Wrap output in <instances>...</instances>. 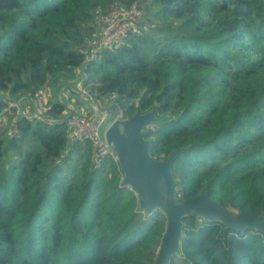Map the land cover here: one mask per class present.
Listing matches in <instances>:
<instances>
[{
	"label": "trees",
	"instance_id": "1",
	"mask_svg": "<svg viewBox=\"0 0 264 264\" xmlns=\"http://www.w3.org/2000/svg\"><path fill=\"white\" fill-rule=\"evenodd\" d=\"M149 2L156 16L148 6L144 15L145 0H0V264L158 257L167 218L139 209L118 163L96 169L91 143H71L63 122L21 117L15 134L5 130L7 99L34 97L80 68L84 88L114 115L157 109L151 156L182 151L172 169L180 198L208 193L225 208L264 215V0ZM136 5L135 30L91 58L96 15ZM66 111L55 102L46 117ZM183 223L181 256L169 264H264L262 232Z\"/></svg>",
	"mask_w": 264,
	"mask_h": 264
},
{
	"label": "water",
	"instance_id": "2",
	"mask_svg": "<svg viewBox=\"0 0 264 264\" xmlns=\"http://www.w3.org/2000/svg\"><path fill=\"white\" fill-rule=\"evenodd\" d=\"M156 108L150 112L137 111L132 117L114 121L106 132L109 143L114 145L124 178L123 187L130 188L138 197L139 209L146 215L161 210L167 218L166 231L155 264H169L174 256H181L186 217L223 224V233L229 229L237 233L256 230L264 234V215L251 211L236 215L216 202L208 193L185 200L178 196V182L172 169L176 157L158 161L151 156L152 141L147 139L148 126L159 123Z\"/></svg>",
	"mask_w": 264,
	"mask_h": 264
},
{
	"label": "built area",
	"instance_id": "3",
	"mask_svg": "<svg viewBox=\"0 0 264 264\" xmlns=\"http://www.w3.org/2000/svg\"><path fill=\"white\" fill-rule=\"evenodd\" d=\"M141 7L133 6L129 9L115 8L107 13H100L97 19L101 24L98 29L97 40L91 42L94 46L90 50L91 58L104 48H112L113 46L123 43L128 36L135 30V22L141 17ZM90 43V45H92ZM84 77L76 82L72 89L79 91L86 99L89 100L93 111L86 115L72 114L70 116H62L60 120L47 119L46 113L50 109L52 99H47L43 92L31 97L32 112L23 111L19 104L18 98L7 99V106L2 110V114L14 116L10 134H15V122L18 118L25 117L30 121H42L49 125L53 123H66L68 129V137L71 143L89 141L92 145L94 155V166L100 168L106 160H112L119 164L117 152L112 143H109L106 138V132L110 125H107V120L111 117L109 107H105L104 102L93 97L83 85ZM69 83V82H68ZM70 84V83H69ZM72 85V84H70ZM23 112V113H22ZM5 119V118H3ZM116 120H125L122 110L115 116Z\"/></svg>",
	"mask_w": 264,
	"mask_h": 264
},
{
	"label": "crops",
	"instance_id": "4",
	"mask_svg": "<svg viewBox=\"0 0 264 264\" xmlns=\"http://www.w3.org/2000/svg\"><path fill=\"white\" fill-rule=\"evenodd\" d=\"M74 77L76 78L75 82H78L79 79L84 77L83 70L79 69L78 71H76ZM57 80L58 81H56L55 83L51 81L49 85L43 90V93L47 92L50 95L49 99H52V102H61L67 107V111L64 113L65 116H70L72 114L86 115L94 110L90 105H85L75 100L73 92L75 90H72L73 85H70L73 83L72 80L68 81L70 84L67 82V80L64 79ZM18 100L23 111L32 112L31 97L29 95L19 96ZM12 124H10L11 126L9 127L7 133H10Z\"/></svg>",
	"mask_w": 264,
	"mask_h": 264
},
{
	"label": "rangeland",
	"instance_id": "5",
	"mask_svg": "<svg viewBox=\"0 0 264 264\" xmlns=\"http://www.w3.org/2000/svg\"><path fill=\"white\" fill-rule=\"evenodd\" d=\"M145 8H144V15L145 14H147V12H146V8H147V6H148V8L150 9V11L151 12H153L154 13V15L156 16V8L155 7H153V6H151V4H150V2H149V0H145ZM151 12L149 13V14H151ZM100 13H102V12H99L98 13V18H99V16H100ZM148 14V15H149ZM155 22H154V26H158V23H159V19L158 18H156L155 20H154ZM142 22H144V20L142 21ZM146 22V21H145ZM95 26L97 27V28H101V24L98 22V19H97V15H96V17H95ZM97 40V35L95 36V39H94V43H95V41ZM93 43V44H94ZM92 44V43H91ZM93 44L92 45H90V50L92 49V48H94V46H93ZM80 70H83V68H80ZM75 77L74 78H71V80L73 81V83H72V85H74L76 82H75ZM81 80V79H80ZM44 95H45V97L49 100V97H50V95L46 92V93H43ZM74 97H75V100H77V101H79V102H81L82 104H85V105H90V103L85 99V97L79 92V91H77V90H75L74 91ZM105 105V107H109L110 105H107V104H104ZM91 106V105H90ZM92 107V106H91ZM115 116L116 115H114L112 112H111V117H109L108 118V120H107V125L109 126V125H111L114 121H115ZM13 119H14V117L13 116H11ZM12 119V120H13ZM159 119V118H158ZM8 123V125L6 126V124ZM11 123L10 122H8V118L6 117L5 118V124H4V126H5V130H6V132L8 131V129H9V127L11 126L10 125ZM157 124V123H156ZM151 126V125H150ZM149 128V126L147 127V129ZM5 133V132H4ZM122 172V171H121ZM122 178H124V174L122 173ZM231 210V209H230ZM232 211V213L233 214H237L238 212L237 211H235V210H231ZM142 212H144V211H142Z\"/></svg>",
	"mask_w": 264,
	"mask_h": 264
}]
</instances>
